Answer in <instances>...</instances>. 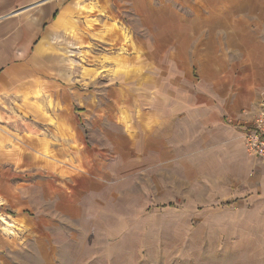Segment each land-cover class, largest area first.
<instances>
[{"label": "rangeland", "instance_id": "374dc122", "mask_svg": "<svg viewBox=\"0 0 264 264\" xmlns=\"http://www.w3.org/2000/svg\"><path fill=\"white\" fill-rule=\"evenodd\" d=\"M48 6L57 13L54 34L39 44L42 76L29 77L42 80L14 91L11 69L1 79L14 92L0 99V264H264L261 167L238 172L232 160L229 167L184 148L173 163L119 162L115 173L106 166V141L85 131L87 144L73 158L48 148L63 124L77 120L79 92L105 107L97 98L120 71L110 62L129 54L132 42L131 18L116 8L119 19L110 17L109 0ZM58 110L61 119L52 116ZM31 142L37 163L28 158ZM239 197L249 199L224 205Z\"/></svg>", "mask_w": 264, "mask_h": 264}, {"label": "crops", "instance_id": "0c3cea01", "mask_svg": "<svg viewBox=\"0 0 264 264\" xmlns=\"http://www.w3.org/2000/svg\"><path fill=\"white\" fill-rule=\"evenodd\" d=\"M50 1L0 0V99L22 81L34 86L37 79L29 78L34 73L42 76L39 44L54 34L57 17ZM109 2L110 17L116 8L126 21L131 18L129 54L110 62L120 71L111 76L104 100L97 98L99 105L107 101L105 107L91 106L94 97L79 92L83 106L77 120L63 124L48 148L68 149L73 158L87 144L85 131L101 145L106 141L103 147L111 150L106 166L115 173L119 162L173 163L184 148L195 156L203 149L227 165L232 160L238 172L247 165L264 171L263 161L247 155L241 135L264 101V0ZM16 48L23 60L15 56ZM49 59L56 64L53 55ZM8 70L14 91H6L1 80ZM72 110L62 109L65 116ZM55 115L63 117L60 110ZM37 144L27 146L30 162H39Z\"/></svg>", "mask_w": 264, "mask_h": 264}, {"label": "built area", "instance_id": "2783aa9c", "mask_svg": "<svg viewBox=\"0 0 264 264\" xmlns=\"http://www.w3.org/2000/svg\"><path fill=\"white\" fill-rule=\"evenodd\" d=\"M241 133L247 155L264 162V101L250 125Z\"/></svg>", "mask_w": 264, "mask_h": 264}]
</instances>
